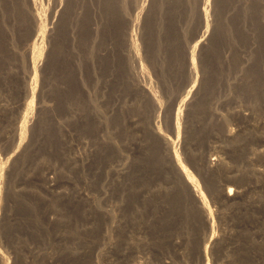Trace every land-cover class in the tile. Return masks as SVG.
Returning <instances> with one entry per match:
<instances>
[{
    "label": "rangeland",
    "instance_id": "1",
    "mask_svg": "<svg viewBox=\"0 0 264 264\" xmlns=\"http://www.w3.org/2000/svg\"><path fill=\"white\" fill-rule=\"evenodd\" d=\"M56 1L57 8L55 0H36L37 12L52 34L38 43L41 50L48 48V64L38 70L33 82L27 75L28 60L39 47L34 44L39 32L36 12L29 0H0L1 163L7 162L8 154L20 143L15 128L25 115L26 119L35 116L32 128L25 131L24 149L10 161L11 168L4 175L7 185L0 184V216H4L0 252L10 264H48L52 259L68 264L62 261L64 254L80 246L78 251L83 257L79 259L84 264H119L126 232L110 230L97 205L108 209L106 204L122 197L128 203L126 218H151L152 225L142 235L155 248V253L146 255L141 244L134 255L125 258L127 264H264V157L246 162L252 156L250 150L259 152L264 148V128L240 117L238 109L215 105L219 97L227 94L244 104L251 94L258 98L264 94V0L209 1L207 22L214 37L200 53H195L197 77L193 79L186 70L187 52L200 24H207L200 18V0H148L141 28H134L142 63L162 104L157 124L164 136L174 140L172 150L178 151L182 164L198 179L211 209L214 220L207 232L182 187L174 158L170 159L161 136L152 134L149 128L150 107L140 95L136 99L141 101V107L136 103V107H129L133 101L130 94L122 97L124 108L116 110L113 118L117 131L112 130L110 138L129 158L125 175L114 176L109 170L108 162L115 160L109 143L98 138L94 143L90 140L94 126L90 96L98 85L94 73L101 77L106 68L99 65L97 58L101 55L105 66L114 63L115 70L122 73L120 51L124 49L126 16H135L134 0ZM109 50L114 57L108 56ZM108 70L110 67L105 69L107 75ZM112 77L115 81L108 97L126 93L129 87L121 77L115 73ZM195 78L201 91L192 107H183V133L178 136L174 120L167 121L164 110L171 98L186 93ZM30 82L37 88L33 96L24 90ZM28 102L35 107L34 112L27 111ZM180 105L179 99L175 112ZM132 117L140 119L136 126L129 124ZM109 133L108 130V136ZM228 134L235 139H227ZM83 140L87 144H78ZM129 145L134 149L130 151ZM74 153L83 159L78 166L72 163ZM208 158H220L227 165L223 170L221 165L211 166L220 172L217 189L228 185L244 192L252 187L240 204L220 207L217 196L205 188L199 164ZM50 171L53 173L46 176ZM252 171L256 176L251 175ZM235 175L244 177L239 181ZM46 177L53 178L54 184L67 194L62 196L59 189L47 190ZM104 185L109 188V197L102 201L99 191ZM77 189L85 196L77 197ZM147 189L149 194L143 196L142 191ZM135 228L137 234L139 227Z\"/></svg>",
    "mask_w": 264,
    "mask_h": 264
},
{
    "label": "bare ground",
    "instance_id": "2",
    "mask_svg": "<svg viewBox=\"0 0 264 264\" xmlns=\"http://www.w3.org/2000/svg\"><path fill=\"white\" fill-rule=\"evenodd\" d=\"M147 1L148 0H134L133 5H132V11L135 13V16L133 18H130V17H127L126 16V26H127V29L124 32V37H123L124 38V40H123L124 41V46H123L124 49L122 51H120V57H121L120 62H121V66H122L121 67V69H122L121 72L122 73H119V69H117L118 71H116L115 70L114 63H112L109 66L110 67V70H108V71H110V74H108V75L105 74V69L106 68H109V67L105 66V63H103L104 59H103V57L100 58L101 55L99 56V58H97L98 59V63L100 62L99 65H101L102 67L104 66L106 68L104 69L101 77L98 74H96V72L94 73V78H95V80H97L98 85L96 87H93V88H95L94 89V94L92 96H90L91 97V101H92L91 102V104H92L91 106L93 108L92 109L93 110L92 111L93 114H92V117H91V119H92L91 121L93 122V125H94L93 128H92V133H91L92 139H90V140H92V142L94 143L95 138L96 139L98 138L99 140L103 141L104 143H107V144L109 143L108 146L111 148L112 153L115 155L114 156L115 160L112 159L111 161L108 162V164H109L108 166L110 168L109 170L110 171H113V175L114 176H118V175H122V174L125 175L128 172V170H129V158H128V156L126 154L123 153V150H121L119 147H117L116 145H114V143H113L114 140H112V138H110V135L112 134V130H116L115 127L117 126V125H115L116 123H115V121H114L113 118H115L114 114H115V111L116 110H121V108H124V105L125 104L123 105L122 97H125L126 95L130 94L128 96H129L130 99H133V101L130 100L129 107L130 108L133 107V106L136 107V105H134V103H136L138 107H141V103H140L141 101H138L136 99L137 96L140 95L143 98V100H145L146 103L148 104V106L150 107V110L148 109L149 110L148 111V118H149V120H148L149 121V124L148 125H149V128H150L152 134H154V135L155 134H158V136H161L162 142L164 144H166V148L169 151V157H170V159L173 160V158H174V163L176 162L175 163V166L176 167H174V168H178V172H180V179H182V182H183L182 187L185 190V192H187L188 197L194 203V206L196 208L197 214L199 213L200 217L202 218L204 232L205 231L207 232L208 229H211L209 227L211 225L212 220H214V219H213V215H212L211 209L209 208L208 202H207V200L205 198V195L203 194L204 192H203V190H202V188L200 186V183L198 182V179H196V177L191 172H189V170L182 164V162H181V160L179 158L180 155L178 154V151L176 149H174V148L172 150L171 146H172V144H174V140L171 139V138H169V137H167V136H164L161 133V131H160V126H158L159 123L157 124V122L159 120V117H160L161 110H162V104L160 102V99H158V96H157V94L155 92V89H154V87L152 85V78L148 74L147 67H145L144 64L142 63L141 54L139 52V48H138L137 43H136L137 41L135 39V36L136 35L134 34V28H136V30H140V28H141V22L143 21V18L147 15L146 14V12H147V8H146ZM209 1L210 0H200V2H199L200 3V8H199L200 18L202 19V22L203 21H206L207 24L205 23L206 25H204V26H203V23L200 24V26L198 27V31L196 32V36L194 38L195 40H194V43L192 45V48L190 49V51L188 50V52H187L188 53L187 54L188 57H187V67H186V70H187L188 76L191 79H193L194 77H197V75H196L197 72H196V67H195V61H194L195 53H200L210 43V41H212V39L214 37V34L209 29L208 22H207L208 21V18H209V15H210L209 14L210 13V10H209V6L210 5L208 6V4H210ZM29 2H30L31 9L36 12L35 24L38 25L37 28L39 27V32L36 33L35 40H34V44H38L40 41H43L45 38H50L51 37L52 29L51 28H46V26L43 24L42 19L39 16V13L37 12L36 0H29ZM213 4H214V0H213ZM57 6H58V4H57V1L55 0L54 7L57 8ZM211 11H214L215 12V9L214 8H211ZM124 16H125V14H124ZM105 44H106V42H105ZM38 46H39L38 48H35V50L32 51V54H31V56H30V58L28 60V75H27V78H30V80H32L33 82L37 79V72H38V70L41 69L43 66H45V65L48 64V48L46 50H41V45L38 44ZM104 51H106V50H104ZM108 54H109L108 56H110V58L111 57H114L113 56V52H111L110 50L108 51ZM41 56H45V57L42 58ZM90 58H91V56H90ZM38 59L40 61H38ZM41 62H43V63H41ZM25 63L27 64V62H25ZM92 64H94V61H92ZM146 64H148V63H146ZM94 66H95V64H94ZM25 70H26V68H25ZM113 72L119 78L121 77V79L126 83V86H128L129 88L127 89L128 91L126 93H120L121 96L115 95L114 98H110V97H108V93H110L112 91L111 90L112 89L111 84L115 81L113 79V77H112V76H114V73ZM118 73H119V75H118ZM24 74H26V73H24ZM197 81H198L197 78H195L194 84L191 85L188 88V90L186 91V93L184 95L181 93V94H179V95L174 96L173 98H171L168 101V104L166 106V109L164 110V113H166V115H167V118H165V119H167V121H169L170 123H173V120H174V123L176 125V129H177V132L176 133H177L178 136H180L183 133V132L181 133L182 130L180 129V127H181L180 126V123H181V118H182L181 115H182V109H183V107L186 110L189 109L190 107H192L195 104L194 101H195L197 95L201 91L200 85L196 84ZM235 82H237V81H235ZM231 84H233V83H231ZM24 87H25L24 90L26 91V93L28 95L30 94L32 96H33V94L37 90L36 85L33 86V84L31 82L30 83H26V85ZM231 87H233V86H231ZM118 91H120V90H118ZM122 94H123V96H122ZM235 98L233 97V95H229V94L224 95V97H221V98L219 97L218 98V100L215 102V105L216 106L218 105L220 107H232L233 109H238V114L240 115V117H242L243 119L252 120L253 123H254V126H256L258 128H264V94L260 98H258L257 96L251 94V96H249V101H248L247 104L246 103L244 104V102H242L241 100L235 99ZM179 99L182 102V105H180L177 108L176 112H175V105L177 104V102L179 101ZM144 106H146V104H144ZM2 107H3V105H2ZM26 107H27V111L28 112H30V110H32V112L35 111L34 110L35 107H33V104L31 102H28V104H26ZM27 117L28 116L25 115L24 120L22 119L23 121L21 122V124L18 127H16L15 130H14L15 131L14 134H15V136L18 135V138H19L20 143L17 146H14V148L11 151V153L8 154L9 155L8 156V159H6L7 162L1 163V161H0V184H2V185H5L6 184L5 183V180H4V175L11 168L10 165H9L10 161H12L16 157H18V155H20L21 151L24 149V146H23L24 144L22 142H23V139H24L25 134H26L25 131H27L26 129L27 128H30L31 129L32 126H33V124H34V118H35V116L32 115L31 117H29V119H26ZM110 118H111V122H110ZM127 121H128V119H127ZM139 121H140V119H135V117L134 118L132 117L129 120V124L136 126L139 123ZM144 126H146V125H144ZM108 130L110 131L109 136L107 134L108 133ZM129 130H131V129H129ZM113 133H114V131H113ZM177 135H176V137L178 138ZM229 137H230L229 134L226 135V138L227 139ZM230 138H234L235 139V137H230ZM262 142H264V140H262ZM78 144H87V143L84 142V140H83V141H81ZM130 144H131V142H130ZM129 146H128V148H130V151H131V149H134V147L132 148L131 146L130 147ZM243 146H246V145H243ZM243 146H241V147H243ZM135 149H136V147H135ZM245 153H247V152H245ZM250 153L252 154V156L251 157H248V160L246 161L247 163H252L253 160L251 162V159H253V158H256V157H264V148L261 149L259 152H256L254 149H252V150H250ZM246 156H247V154H246ZM82 160H83L82 157H80L79 155H76V153H74V155L72 157V163H73L74 166H78V163L79 162H82ZM224 163L225 162L223 160H221L220 158H218V159H216V158H208L206 163H204V164H201L200 163L199 164V167H200L199 169H201V171L203 173V182H204L205 188H208L209 192L212 191L211 194H213V196H214V194L217 196V198L219 200L218 201L219 202V205H220V207H223V208L226 205H229V204H231V205H234L235 203L238 204L240 202V200L242 201V199L245 198V195H248V194H245V193H247V190L249 188L250 189L252 188V187L248 186L249 188L247 187L248 189L245 190L242 187V189L245 190L244 192H243V190L242 191L241 190L240 191H236L237 187L234 190L232 187H228V185L226 183L227 187H224L222 189H220V187H218L220 190H222V192L219 191V189H217L216 182L217 181L219 182V178L220 177H218V176H220V172L213 171V169H211V166H213V165L220 166L221 165L220 168L223 170L227 166ZM227 171H229V170H227ZM231 171H230V173H233ZM50 173H53V172L52 171L47 172V175L46 176H49L48 174H50ZM255 173H256L255 171H252L251 172V175L252 174L255 175ZM234 177H236V175ZM243 177H244V175L241 176V177H236L235 179H237V180L240 181V180H242ZM262 178L264 179V177H262ZM45 179L49 183V188H47V190L51 191V190H57V189H59L58 190L59 191L58 193L63 194L62 196H64V195L67 194L66 191L64 189H62V187L56 186L54 184L53 178L46 177ZM182 182H181V184H182ZM259 182L260 181H258V186H256V184H255L256 187H259ZM262 182H261L262 183L261 188H263V190H264V180ZM2 185H1V187L3 188L4 186H2ZM4 189H5V187H4ZM108 189L109 188L106 185L100 187L99 194L104 199L103 200L101 198L102 201H105V200L108 199L107 198V197H109L108 196L109 195L108 194L109 193V190ZM97 190H99V189H97ZM148 190L149 189H147L146 191H142L141 194L143 196L148 195L149 194V191H150V190L149 191ZM260 190H259V192H260ZM77 194H78L77 197H79V198H80V196L81 197L82 196H85V193L82 192L80 189L79 190L77 189ZM1 197H3V196H1ZM105 204H106V202H105ZM106 205L109 207L108 209H106V208L104 209L103 207L101 208L102 205L100 203H98L97 206L99 207L98 210L100 212H102L103 214H105L106 219H107L108 226H110L109 228H111L110 230L113 229L112 231H114L115 233L121 231L123 234H125V232H126V235H124L123 238H122V242L125 244L124 245L125 247L123 246L124 250L121 251L120 256H119L120 257L119 258L120 259L119 262L121 261L120 262L121 264H127L124 261L125 258L128 257V256H131V255H134L137 252V249L139 248L138 246H140L141 244L144 247L142 250H144V253L146 255L147 254H151V253L152 254L155 253V248H153V246H150V243L148 241L149 239L145 238L144 237L145 235H142V234H145L146 229H148L150 227V225H152V223H151L152 220H151L150 217H147L146 216L147 217L146 219H141V218H137V217L136 218H131V217L128 218L129 216H127V218H126L125 211L128 208V203H126V201L122 197L120 199L116 200L115 202H113L111 204H106ZM221 211H222L221 213H223V210H221ZM221 213H220V215H221ZM224 213H225V211H224ZM224 217H225V215L223 214L220 218L223 219ZM258 221H259V218H258ZM3 225H4V216L2 214L0 216V235L2 233ZM135 226H138L139 227V231H136L137 234H134L135 232H134V229L133 228H135ZM256 227H258V226H256ZM135 230H136V228H135ZM212 236H214V235L212 234ZM204 239H205V237H204ZM205 241H208V239L205 240ZM213 242H214V240H213ZM121 244L122 243H120V245ZM211 244L213 245V243H210V245ZM79 245H80V243H79ZM214 245H215V242H214ZM112 246H114V243H113ZM175 246H176V244H175ZM79 249H80V246L79 247L73 246V247H71V249L68 250V252H66L64 250L66 252V254H64L65 256L63 257V259L61 258L62 261L69 262L68 264H84L82 262V260L79 259L80 257H83L82 256V253L78 251ZM82 249H83L82 251H84V248H82ZM106 249H105L104 252H107ZM64 251H62V252L65 253ZM112 254L113 253H111V255ZM87 255H89V254H87ZM52 256L56 257L55 255H52ZM61 257H62V255H61ZM8 259L9 258L6 257V255H4L2 252H0V264H10V261ZM48 264H63V262H60V259H57V260H53L52 259L50 262H48Z\"/></svg>",
    "mask_w": 264,
    "mask_h": 264
}]
</instances>
